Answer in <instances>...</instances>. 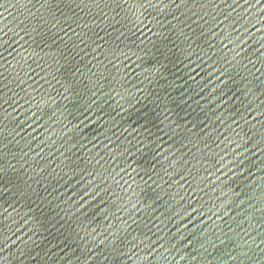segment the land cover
<instances>
[{
	"label": "water",
	"instance_id": "obj_1",
	"mask_svg": "<svg viewBox=\"0 0 264 264\" xmlns=\"http://www.w3.org/2000/svg\"><path fill=\"white\" fill-rule=\"evenodd\" d=\"M0 264H264V0H0Z\"/></svg>",
	"mask_w": 264,
	"mask_h": 264
}]
</instances>
